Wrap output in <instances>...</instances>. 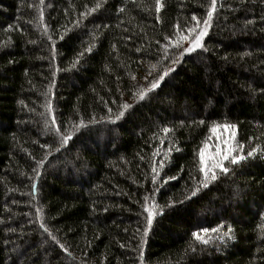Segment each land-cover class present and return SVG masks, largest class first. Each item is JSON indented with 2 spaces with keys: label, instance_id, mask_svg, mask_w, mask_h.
<instances>
[{
  "label": "trees",
  "instance_id": "1",
  "mask_svg": "<svg viewBox=\"0 0 264 264\" xmlns=\"http://www.w3.org/2000/svg\"><path fill=\"white\" fill-rule=\"evenodd\" d=\"M160 2L0 0V264H264V0H217L182 55L210 0ZM225 123L258 151L191 196Z\"/></svg>",
  "mask_w": 264,
  "mask_h": 264
},
{
  "label": "snow or ice",
  "instance_id": "2",
  "mask_svg": "<svg viewBox=\"0 0 264 264\" xmlns=\"http://www.w3.org/2000/svg\"><path fill=\"white\" fill-rule=\"evenodd\" d=\"M43 2V0H41ZM216 5H217V0H210L209 5L207 7V12H206V18L203 20V27L200 26V21L197 19L196 16H192V20L196 21V23L192 26L186 29L187 34H183L182 32H177V37L175 40V46L178 49H182L181 55L183 53H190L195 51L198 48L202 47V40L203 37L207 34L208 27L210 26V21L213 16L214 11L216 10ZM161 2L160 0H155V9L157 12L160 11L161 8ZM99 7V5H97ZM167 39V38H166ZM187 43V47H184V43ZM174 63L176 62L175 60L173 61ZM164 75H167V72H165L163 75L159 76V78L155 81H153L148 88L142 89L139 92V98L143 99L144 96L148 91H151L152 89H155L159 81L164 78ZM130 105L124 104L121 106L122 109H127L129 108ZM124 115L123 111H120L117 116L115 117V120H119L122 116ZM110 122H115L114 120L109 118ZM94 121H90L89 123H92ZM53 123L55 121L53 120ZM81 127H87V124L81 120L79 123L73 125V130L68 131L67 134L60 133V129L57 128V132L60 133V143L61 145H66L68 141L72 138L73 132L76 131L78 132ZM236 126L231 125V124H223V125H218L214 124L212 126L211 131L215 132L218 128H222L224 130H230L234 129ZM164 132H168L169 130L167 128L163 129ZM230 135L234 136V133H230ZM45 147H47L45 145ZM206 148H207V141H205V144L203 147L200 148L199 150V171L202 174V177L199 181H196L194 179V186L191 190L190 195L195 196L196 193L199 191L200 188H206L208 187L209 182L214 181L217 179L218 173H227L229 171L228 167L225 165V162L228 164H237L242 160H245L248 157H253L257 151L258 148H251L246 155L242 154V148L243 146H234L232 145L229 141H225L224 148L221 149L220 147L216 148L215 153H211L206 156ZM234 153H241V154H234ZM43 161L38 162V166L42 165ZM155 171V169H154ZM38 174V173H37ZM155 180V177L153 178ZM189 198V197H186ZM148 198H145V204L143 205L144 211L147 213V224L150 226L153 222L154 215L156 214V210L159 208V205L153 203L149 205L147 203ZM264 218V217H262ZM41 227H44L41 225ZM44 230L47 232L48 229L44 228ZM148 229L145 228V234H147ZM209 230L204 229L203 232L207 233ZM213 233L217 232L218 229H212L211 230ZM232 232V228L229 227L226 232L223 233V236H228L229 239H232L229 234ZM51 238L55 241L56 238L55 236H52L51 233H49ZM193 237L197 240L200 241L201 243L207 244L209 242L208 238H205V236L202 233H196L194 232ZM223 238V237H221ZM63 248V245H61Z\"/></svg>",
  "mask_w": 264,
  "mask_h": 264
},
{
  "label": "rangeland",
  "instance_id": "3",
  "mask_svg": "<svg viewBox=\"0 0 264 264\" xmlns=\"http://www.w3.org/2000/svg\"><path fill=\"white\" fill-rule=\"evenodd\" d=\"M139 79V78H138ZM230 133H233V130H221L220 133H217V142L215 143L216 147H224L225 141H229L230 143H232L233 140V136L230 135ZM213 144L208 143L207 144V148H206V156L211 154V153H215L214 150V146Z\"/></svg>",
  "mask_w": 264,
  "mask_h": 264
}]
</instances>
